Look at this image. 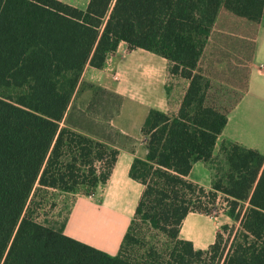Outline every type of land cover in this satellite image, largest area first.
Returning <instances> with one entry per match:
<instances>
[{"label":"trees","instance_id":"obj_1","mask_svg":"<svg viewBox=\"0 0 264 264\" xmlns=\"http://www.w3.org/2000/svg\"><path fill=\"white\" fill-rule=\"evenodd\" d=\"M263 20L264 0H89L85 8L0 0V264H217L222 252L209 253L220 247V233L195 248L180 227L189 211L211 214L200 199L213 203L219 190L232 199V217L238 201L249 203L223 264H264V154L228 141L225 181L206 190L187 178L195 161L211 158L245 94ZM121 41L165 57L188 84L175 112L152 107L142 122L143 153L129 174L144 188L110 254L25 208L36 183L71 192L85 186L91 194L108 180L119 148L91 134L88 123L121 97L82 73L86 65L104 67ZM86 92L84 109H71ZM139 220L172 240L168 252L127 254L139 241Z\"/></svg>","mask_w":264,"mask_h":264},{"label":"crops","instance_id":"obj_2","mask_svg":"<svg viewBox=\"0 0 264 264\" xmlns=\"http://www.w3.org/2000/svg\"><path fill=\"white\" fill-rule=\"evenodd\" d=\"M61 1L80 8H85L89 2V0ZM136 49L138 48L129 49L127 43L121 41L116 51L111 54L110 64L106 63L102 68L91 65H86L84 68L83 79L98 83L121 97L119 108L107 120V132L101 129L106 135L95 130L91 133L117 146L119 151L106 183L98 186L93 195L85 193L75 195L62 227L65 234L113 254L118 252L122 237L144 188L140 181L129 174L134 157L143 153L140 146L144 140V135L140 131L142 122L152 107L169 113L175 112L188 84V80L184 78V87L180 91L176 88L175 82L168 87V80L172 79L167 68L168 60L161 55L156 56L141 51L147 55L143 56V61L136 63L137 58L131 56ZM177 78L179 79L178 75ZM127 102L132 107L138 108V114H133L137 119L136 126L130 122L115 120L120 117ZM130 105L128 110L131 109ZM132 111L135 112L134 109ZM228 141H236L264 154V20L258 33L255 54L250 63L245 94L230 112L216 140L211 158L208 161H195L187 178L206 190L212 189L214 168L211 161L220 157L226 161L228 167L227 153L223 149ZM118 219L121 220L120 226L117 225ZM82 227L87 230L88 235L82 232L80 229ZM120 229L122 233L119 237L113 241L109 239L113 238ZM218 229L219 224L211 214L189 211L182 221L180 237L192 241L195 248H207L215 241ZM96 236L108 238L113 242L114 247L109 249L107 245L103 246L104 243H98Z\"/></svg>","mask_w":264,"mask_h":264},{"label":"rangeland","instance_id":"obj_3","mask_svg":"<svg viewBox=\"0 0 264 264\" xmlns=\"http://www.w3.org/2000/svg\"><path fill=\"white\" fill-rule=\"evenodd\" d=\"M148 54H155L156 56H160L157 53H154L152 51L143 49V48H138L136 51H133L131 56L137 58L136 63H139L140 61L144 60L143 56H146V53ZM168 60V59H167ZM169 66L170 62L168 61V72L169 71ZM111 67L113 68V63H111ZM111 68V69H112ZM115 73V74H114ZM114 75H116V71L114 68ZM172 79L168 80V87L170 85L176 84V88L178 91H180L184 87V77L178 75L179 79L177 78V75L170 74ZM176 79H173V78ZM175 80V81H174ZM173 88V87H172ZM176 89V90H177ZM173 95V94H172ZM89 93H84L83 95L79 96L78 98H75L72 103H71V109L74 106V109H77L78 105L79 107L83 108L87 104L89 100ZM174 96V95H173ZM121 103V100L118 99L117 96L111 97L109 101L106 103V105L103 108V112H101L100 116H97L91 118V121L93 123L91 124L88 123V127L90 129H93L94 125V130L95 132H99L100 134L106 135L105 132H107V126L108 122L111 117L114 115V112L117 109L118 104ZM129 103H126V106H123V112L121 113L120 117L115 120L121 121V122H130L132 125L136 126L137 124V119H135L134 113L138 114V108L137 107H131L129 109ZM132 109L135 110V112L132 111ZM82 126L85 127L83 121H79ZM119 123V122H118ZM101 129L105 130V132H101ZM114 132V131H113ZM109 135V134H108ZM112 136L116 137V135L111 134ZM114 139V138H113ZM212 167L214 168V180L215 179H221L222 181H225V176L228 171V167L226 165V161L220 157H216L211 161ZM94 189L91 194L88 195H93ZM86 192V187L85 186H77V189L75 192L71 191H63L58 188H53V187H42L38 183L35 184L34 189L28 199V202L26 204L25 208V213L31 215L34 219L37 221L51 227H56V228H62L63 222L66 219V215L69 212L70 206L72 205L73 199L76 194H81ZM208 209H211V216H213L216 221L219 224V229L218 232L220 233V247L218 249H215L214 251H211L209 255L215 254L216 258L219 256L220 252H222V258L218 260L217 264H223V260L225 258L226 253L229 250L230 244L233 241L234 238L240 233L241 231V223H240V217L245 211V209L248 207L249 203L248 201H238L235 204V209L234 213H237V217H232L229 215V210L232 206V199L226 193L223 191L219 190L217 191L215 200L213 203L210 202V199L208 196H203L200 199ZM121 220L118 219V226H120ZM226 226V227H224ZM136 231L138 232V237L139 241L130 248V250L127 252L128 255L131 256H139L143 252H146L147 248H153L157 249L158 252H168L167 249L171 247L173 244L172 240L167 237L163 232H161L159 229H156L152 227L148 222L139 220L138 225L136 226ZM83 233L88 235L89 233L87 230L82 227L80 228ZM122 229L118 230L114 235L113 238H109L112 241L116 238L119 237L122 233ZM98 243H104V245H107L109 249L113 246V242L110 241L108 238H97ZM105 241H104V240ZM114 247V246H113ZM110 254H113V252H109ZM115 253V252H114Z\"/></svg>","mask_w":264,"mask_h":264},{"label":"built area","instance_id":"obj_4","mask_svg":"<svg viewBox=\"0 0 264 264\" xmlns=\"http://www.w3.org/2000/svg\"><path fill=\"white\" fill-rule=\"evenodd\" d=\"M110 60H111V55L108 56L107 60H106V63L107 64H110Z\"/></svg>","mask_w":264,"mask_h":264}]
</instances>
